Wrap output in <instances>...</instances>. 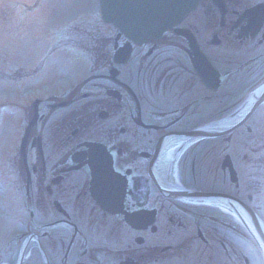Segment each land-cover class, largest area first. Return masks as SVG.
I'll return each instance as SVG.
<instances>
[{"label": "flooded vegetation", "instance_id": "af4514ba", "mask_svg": "<svg viewBox=\"0 0 264 264\" xmlns=\"http://www.w3.org/2000/svg\"><path fill=\"white\" fill-rule=\"evenodd\" d=\"M43 2L2 7V47ZM220 2L149 43L95 12L3 55L0 264H264V0Z\"/></svg>", "mask_w": 264, "mask_h": 264}, {"label": "water", "instance_id": "95a60500", "mask_svg": "<svg viewBox=\"0 0 264 264\" xmlns=\"http://www.w3.org/2000/svg\"><path fill=\"white\" fill-rule=\"evenodd\" d=\"M101 16L135 43L158 38L179 22L198 0H98ZM264 99V94L259 100Z\"/></svg>", "mask_w": 264, "mask_h": 264}, {"label": "rangeland", "instance_id": "374dc122", "mask_svg": "<svg viewBox=\"0 0 264 264\" xmlns=\"http://www.w3.org/2000/svg\"><path fill=\"white\" fill-rule=\"evenodd\" d=\"M5 2L6 4H4ZM14 2L15 0H0V10H2V7L10 8V4ZM96 4V0H44L40 9H36L33 13V17L37 20V22H35V31L32 41L29 42L31 35L28 34L26 37L28 40L27 43L21 45H13L12 43H9L5 47L4 45L2 47V38L0 39V64L3 63L10 65V63L7 62V60L3 57L2 52H4L5 55L9 54L14 58L16 57L20 62H24L29 57L34 56L32 53H34L37 49L41 47H45L46 49L51 48L50 43H52L53 40V32L58 29H62L63 24H69L70 28L73 29V27H76L79 23V18H82L84 14L91 15L96 12ZM92 23L93 20L91 19L81 21V24L85 25L88 31L96 30L95 26L90 27V24ZM0 30H2V20H0ZM31 34H33L32 30ZM22 46H24V51H22V48H20ZM33 47H36V49ZM0 91H2V86H0ZM14 116L15 109H12L11 114H8L6 117L9 118ZM9 124L10 123H8V125ZM11 125H15L14 121L11 122ZM11 136V131L7 129L6 131L2 132V128H0L1 148L2 141L8 139ZM12 138L13 137H11V139Z\"/></svg>", "mask_w": 264, "mask_h": 264}]
</instances>
